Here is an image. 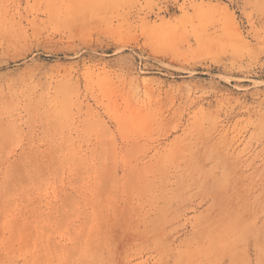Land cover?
Instances as JSON below:
<instances>
[{
  "label": "rangeland",
  "instance_id": "374dc122",
  "mask_svg": "<svg viewBox=\"0 0 264 264\" xmlns=\"http://www.w3.org/2000/svg\"><path fill=\"white\" fill-rule=\"evenodd\" d=\"M0 264H264V0H0Z\"/></svg>",
  "mask_w": 264,
  "mask_h": 264
}]
</instances>
